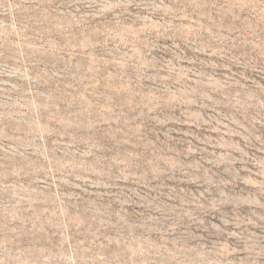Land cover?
Returning <instances> with one entry per match:
<instances>
[{
	"label": "rangeland",
	"instance_id": "374dc122",
	"mask_svg": "<svg viewBox=\"0 0 264 264\" xmlns=\"http://www.w3.org/2000/svg\"><path fill=\"white\" fill-rule=\"evenodd\" d=\"M0 264H264V0H0Z\"/></svg>",
	"mask_w": 264,
	"mask_h": 264
}]
</instances>
